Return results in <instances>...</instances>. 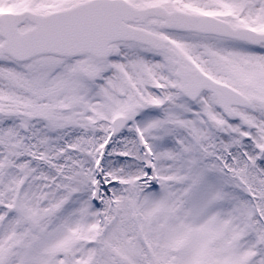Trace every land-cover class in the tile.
<instances>
[{
    "label": "snow or ice",
    "instance_id": "1",
    "mask_svg": "<svg viewBox=\"0 0 264 264\" xmlns=\"http://www.w3.org/2000/svg\"><path fill=\"white\" fill-rule=\"evenodd\" d=\"M0 264H264V0H0Z\"/></svg>",
    "mask_w": 264,
    "mask_h": 264
}]
</instances>
